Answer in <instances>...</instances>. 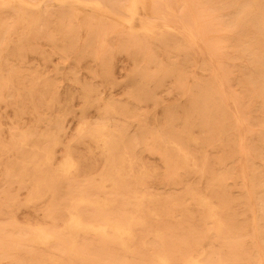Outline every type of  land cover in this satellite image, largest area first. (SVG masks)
<instances>
[{"label":"rangeland","instance_id":"1","mask_svg":"<svg viewBox=\"0 0 264 264\" xmlns=\"http://www.w3.org/2000/svg\"><path fill=\"white\" fill-rule=\"evenodd\" d=\"M113 238V264H264V0H0V264Z\"/></svg>","mask_w":264,"mask_h":264},{"label":"bare ground","instance_id":"2","mask_svg":"<svg viewBox=\"0 0 264 264\" xmlns=\"http://www.w3.org/2000/svg\"><path fill=\"white\" fill-rule=\"evenodd\" d=\"M156 3H157V1H156ZM158 3L160 4L161 2H158ZM130 4H132V3H130ZM156 5H158V4H156ZM129 6H131V5H129ZM158 8L160 9V7L157 6V8L155 10L158 11L159 10ZM155 14H156V11H155ZM161 15H163V14H161ZM184 18H185V16H184ZM71 167H72V165L70 164V161H69L68 164H67V168H71ZM69 218H70V220H69V223L67 224V229L70 231L71 237L73 238L74 241H77V238L81 235V233H96V234H98V235H100L102 237H106V238H108L110 236V233L107 231V229H108L107 227L85 224L84 221H83V217L80 216V215L70 214ZM111 229L113 230L114 236L118 237L119 239H123L124 236H134L135 235L134 231H132V229H129L124 223H118L116 226L112 227ZM54 239H55V237L52 234H49V233L44 232V231H41V233H40V235L38 237V242L46 244V243H49V242L53 241ZM105 241H106V244L105 245H101V248L103 250H105L107 255H108L107 259H109V260H107L106 263L107 264H113V262H112L113 255L112 254H114L113 251L115 249L114 247L116 246L115 245L116 244V242H115L116 240L113 238V239H108V240H105ZM125 246H126L127 249H131L132 248L127 243L125 244ZM159 260H160L161 264H171L170 260L165 255H160L159 256ZM195 264H201V262H196L195 261Z\"/></svg>","mask_w":264,"mask_h":264}]
</instances>
